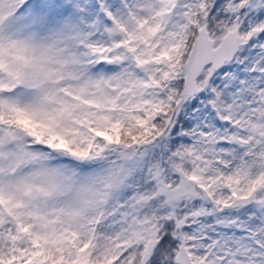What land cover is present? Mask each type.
I'll use <instances>...</instances> for the list:
<instances>
[{
  "label": "snow or ice",
  "instance_id": "6c2138e0",
  "mask_svg": "<svg viewBox=\"0 0 264 264\" xmlns=\"http://www.w3.org/2000/svg\"><path fill=\"white\" fill-rule=\"evenodd\" d=\"M0 264H264V0H0Z\"/></svg>",
  "mask_w": 264,
  "mask_h": 264
}]
</instances>
